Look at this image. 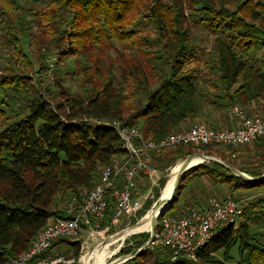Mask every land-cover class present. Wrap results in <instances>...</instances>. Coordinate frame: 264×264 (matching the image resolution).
Wrapping results in <instances>:
<instances>
[{
    "label": "trees",
    "instance_id": "trees-1",
    "mask_svg": "<svg viewBox=\"0 0 264 264\" xmlns=\"http://www.w3.org/2000/svg\"><path fill=\"white\" fill-rule=\"evenodd\" d=\"M164 1L58 0L52 1L47 9V13H53L50 20L55 23L59 20L62 2L67 7L77 6L74 8L77 13L74 25L81 31L75 32L76 41L66 55L80 54L87 42L103 39L106 43L111 36L131 40L134 45L143 44V39L137 37L138 31L132 28L134 15L142 10L164 45L165 69L157 68L162 79L155 81L157 75L147 73L142 58L127 57L122 61L120 83L126 85L131 96L139 94L144 99L137 101L131 97L132 101L126 100L127 108L131 105L127 119L121 117L122 109H115L117 102L114 101H120L121 96L114 89L113 81L108 79L100 93L88 101L65 95L63 103L51 105L43 97H35L24 117L0 131V264H7L9 258L23 253L48 219L66 216L51 209L58 194L67 197L80 187H92L101 169L114 156L124 153L116 128L101 122L106 118L117 120L121 125L135 126L141 119V125L137 127L142 135L161 139L185 120L200 116L206 108L217 112L220 118L219 112L233 105L240 106L248 115L264 116V59L242 58L259 38H263L264 45V0H244L234 10L223 12L222 6L231 0H179V3L172 0L177 9ZM181 4L190 9L198 6L199 12L214 17L205 19L204 26L209 25L211 29L214 53V62L210 63L208 71L218 75L220 90L225 93L218 98L196 87L197 76L183 73L187 56L194 47L195 35L190 34L192 29L179 23ZM126 23L130 25L124 30L122 25ZM58 34L54 29L50 33L52 36ZM221 100L227 103H217ZM169 156L161 150L153 157V164L158 169ZM210 166L205 167V174L211 185L232 184L239 188L264 185V180L245 182L217 164ZM183 179L184 175L175 193L181 188ZM240 231L248 237L245 223L240 224ZM234 237L233 225L219 228L198 249L197 256L228 247ZM62 242H68L75 250L79 248L77 240L58 238L40 256H46ZM249 247L247 264H264V248ZM168 253L171 252L168 250ZM146 256V252H142L130 264H146ZM184 259L178 256L176 260H166L162 264H190Z\"/></svg>",
    "mask_w": 264,
    "mask_h": 264
},
{
    "label": "rangeland",
    "instance_id": "rangeland-1",
    "mask_svg": "<svg viewBox=\"0 0 264 264\" xmlns=\"http://www.w3.org/2000/svg\"><path fill=\"white\" fill-rule=\"evenodd\" d=\"M52 1L58 0H0V131L13 121L24 117L28 111V105L35 97H43L51 105L63 103L65 95L88 101L94 97V94L100 93L105 82L109 81L108 79L114 82H112L113 87L121 96L120 101H114L117 102L115 109L123 110L121 113L123 119L129 118L130 112L127 110L131 108V105L130 108H127L129 104L126 100H131V97L137 101L144 99L139 94L131 96L126 85L120 83V67L122 61H125L127 57L142 58L141 62L144 63L147 73L150 72L151 75L155 73L157 75L155 81L162 79L159 75L162 69H165V57L162 55L164 45L160 43L159 33L155 26L144 16L146 13L141 10L134 15L132 28L138 31L137 37L143 39V44L134 45L131 44V40H121L111 36L106 43L103 42V39L87 42L80 54L66 55L73 41H76L75 32L81 31H78L79 28L74 25V16L77 14L74 8L77 6L67 7L65 2H62L63 6L58 11L59 20L54 23L50 20L53 13H47ZM178 1L176 0L177 3H179ZM241 1L244 0H231L229 4H224L222 12L234 10ZM164 2L175 6L172 0ZM181 7L179 23L192 29L190 34L195 35L194 47L187 56L188 61L186 60L183 73L197 76L196 87L202 91L207 90L212 96L218 98L225 93L220 90L218 75L208 71L210 63L214 62V53L211 46L212 35L209 32L211 29L209 25L204 26L205 19L211 20L210 18L214 17L199 12L198 6L190 9L189 6L187 8L181 4ZM175 8L177 9L176 6ZM129 25L127 23L122 25V29L127 30ZM53 29L59 34L50 35ZM262 39L259 38L254 43L255 46L250 48L242 58L245 60L264 59ZM162 57L164 58L161 59ZM146 65L149 67L146 68ZM157 68L161 71H158ZM217 103H227V101L221 100ZM231 107L219 112V115L222 116L220 118L222 121L219 124L214 117H217L218 113L206 108L197 118L187 119L178 128L167 133L186 129L196 122H205L211 126H224L229 117L231 121ZM91 121L95 122V120ZM141 121V119L138 120V127L141 125ZM101 122L113 124L115 127L121 125V122L111 118H106ZM165 152L170 156L165 164L158 165L154 178L145 179L139 185L141 197L143 196L142 208L135 219L122 223L119 227H108L105 231H82L76 239L79 241L78 250H75V247L68 242L59 243L46 256H43L47 258L46 263L80 264V258L92 251L97 244L105 242L107 238L133 226L142 218L148 217L153 205L162 196L161 192L171 168L190 153L202 152L232 163L234 167L249 176L264 172V139L236 150H226L219 146L197 148L179 145L165 149ZM210 164L203 162L183 174L181 188L174 195V201L168 209L169 213L181 214L189 209L199 207L200 204L203 205L209 196L222 199L230 194L238 203L242 214L233 225L235 237L228 247L204 254L202 257H198L197 254L193 257L183 256L184 260L190 264H247L249 245L264 248V185L253 188H239L232 184L211 185L205 174V167H211ZM74 194L71 192L67 197L58 194L54 198L51 209L55 213H66ZM241 223L247 225L248 237H244L240 231ZM149 230L132 233L118 245L116 244L117 246H111V253L104 259L103 264H108L117 257L135 254L147 240ZM142 252L147 254L146 264H162L166 260L172 262L177 259L171 253L169 254L159 239L155 237L154 241L147 244L135 257L122 264H130L131 260ZM254 264L256 263L254 262Z\"/></svg>",
    "mask_w": 264,
    "mask_h": 264
},
{
    "label": "built area",
    "instance_id": "built-area-1",
    "mask_svg": "<svg viewBox=\"0 0 264 264\" xmlns=\"http://www.w3.org/2000/svg\"><path fill=\"white\" fill-rule=\"evenodd\" d=\"M231 122L224 127L196 122L161 139L145 138L135 125L115 127L112 124L118 132L124 153L114 156L101 169L92 187L78 189L70 200L65 217L48 219L28 248L18 257L9 258L7 264H47V258L40 255L50 248L54 240H76L82 231H105L108 227H119L135 219L142 208L143 196L139 185L145 179L154 178L157 168L153 157L161 150L179 145L197 148L219 146L236 150L264 138V116L248 115L240 106L233 105ZM241 213V208L230 194L222 199L209 196L207 207L159 216L155 237L174 258L193 257L219 228L234 225Z\"/></svg>",
    "mask_w": 264,
    "mask_h": 264
},
{
    "label": "water",
    "instance_id": "water-1",
    "mask_svg": "<svg viewBox=\"0 0 264 264\" xmlns=\"http://www.w3.org/2000/svg\"><path fill=\"white\" fill-rule=\"evenodd\" d=\"M198 157L199 159L203 160L200 163L193 165L190 167V163L191 161L195 158ZM203 162H208V163H213V164H217L219 166H221L223 169H225L230 175H233L235 177L240 178L241 180L245 181V182H249V183H256V182H261L264 180V172L259 175V176H249L246 173L240 171L239 169H237L236 167H234L233 165H231L230 163L220 160L219 158H216L214 156H210V155H206L202 152H193L190 153L188 155H186L183 160L182 163L180 165V169L177 173V177L175 180V185L174 188L172 190V196L168 199H165V201H163V199H158L156 201V204L153 205L154 207V216L151 219V224H150V230H149V236L147 238V240L142 244V246L140 247V249L133 255L130 256H121V257H117L116 259H114L113 261H111L108 264H122L123 262H125L126 260L135 257L142 249H144L146 247L147 244L151 243L154 241L155 239V229H156V225H157V219L159 216H161L162 214H164L172 205L174 198H175V191L177 189V186L179 184V181L181 179V177L183 176V174L188 171L191 168H194L196 166H198L199 164L203 163ZM166 203L167 206L163 209L162 207H160L163 203ZM158 209V210H157ZM157 211V212H156Z\"/></svg>",
    "mask_w": 264,
    "mask_h": 264
},
{
    "label": "bare ground",
    "instance_id": "bare-ground-1",
    "mask_svg": "<svg viewBox=\"0 0 264 264\" xmlns=\"http://www.w3.org/2000/svg\"><path fill=\"white\" fill-rule=\"evenodd\" d=\"M201 161H203V160L199 159L198 157H195L191 161L190 167L200 163ZM181 163H182V161L177 162L171 168V170L169 172V176L167 178L166 184H165V186L161 192V195H162L161 199H163V201H165V199H168L172 196V190L174 188L175 180L177 177V173L180 169ZM166 206H167V204L164 202L160 207H162L164 209ZM153 208L149 212L148 217L142 218L140 221H138L133 226L128 227V228L124 229L123 231L107 238L105 240V242L97 244L92 251H90L87 255H83L80 258V264H103L104 259L111 253V250H110L111 246L116 245V244L118 245L120 242H122L126 237H128L132 233L140 232V231H148L150 224H151V219L154 216ZM91 260H92V262H90Z\"/></svg>",
    "mask_w": 264,
    "mask_h": 264
},
{
    "label": "crops",
    "instance_id": "crops-1",
    "mask_svg": "<svg viewBox=\"0 0 264 264\" xmlns=\"http://www.w3.org/2000/svg\"><path fill=\"white\" fill-rule=\"evenodd\" d=\"M216 115V114H215ZM215 117V119L217 120V124H219L221 121H222V119H220V117L218 116V114H217V117L216 116H214ZM230 118V117H229ZM229 118H228V122H227V124L229 125H231V121L229 120ZM216 120H215V122H216ZM227 124H225L224 126H226ZM224 126H213V127H224ZM210 184V183H209ZM217 186V185H216ZM213 187V186H212ZM216 188V187H215ZM200 207H207V199L205 200V203L202 205V204H200Z\"/></svg>",
    "mask_w": 264,
    "mask_h": 264
}]
</instances>
